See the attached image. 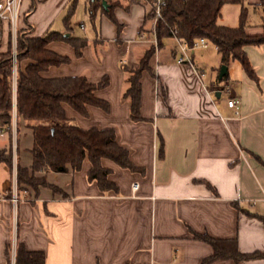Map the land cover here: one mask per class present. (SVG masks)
Returning a JSON list of instances; mask_svg holds the SVG:
<instances>
[{
	"label": "crops",
	"instance_id": "crops-1",
	"mask_svg": "<svg viewBox=\"0 0 264 264\" xmlns=\"http://www.w3.org/2000/svg\"><path fill=\"white\" fill-rule=\"evenodd\" d=\"M92 1L77 0L74 12L82 2L92 21ZM99 1L96 24L82 35L71 22L74 0H41L28 15L33 0H23L16 27L0 20V53L11 43L15 51L18 30L30 26L33 36L86 38L81 57L68 42L51 41L48 48L70 61L50 67L44 76L85 75L92 83L108 76L109 85L96 95L109 103V111L88 106V116H82L65 105L67 117L84 129L113 128L117 142L142 171L103 159L119 189L103 191L89 180L91 164L86 159L80 171L47 173L48 182L62 193L42 188L37 198L17 204L10 196L0 198V264H6L8 244L13 246L14 264L18 241L28 250L44 251L46 264H202L213 248L195 239V233L236 239L243 253L264 250V45L246 47L259 82L232 61L224 81L231 92L223 99L224 94L217 98L211 93L222 67L216 46L210 43L191 53L195 66L205 71L200 78L192 66L177 62L178 40L166 39L151 60L152 71L142 75V119L134 121L130 101L124 98L128 75L121 64L138 66L153 46L152 22H146L149 7L133 0H106V8ZM244 1L249 7L247 32L261 33L254 7L262 0ZM110 11L119 25L108 16ZM240 13L241 6L238 24ZM144 32L147 40L141 37ZM27 64L23 61L22 68ZM232 96L240 100V115L228 106ZM15 136L19 152L13 171L0 163V194L18 188L17 161L25 167L33 163L32 130L21 124ZM5 143L2 133L0 145ZM134 182L139 183L135 193ZM26 195L19 192L21 199ZM239 264H264V259Z\"/></svg>",
	"mask_w": 264,
	"mask_h": 264
},
{
	"label": "trees",
	"instance_id": "trees-1",
	"mask_svg": "<svg viewBox=\"0 0 264 264\" xmlns=\"http://www.w3.org/2000/svg\"><path fill=\"white\" fill-rule=\"evenodd\" d=\"M41 0H33L26 15L30 14ZM148 6V0H133ZM227 3L241 6L239 24L229 27L220 24L223 6ZM77 0L72 4L71 12L76 8ZM100 1H92L88 8L92 22L96 24V10ZM260 17L261 33L247 32L249 25V7L244 0H167L162 18L157 27L159 47L164 41L174 37L193 47L200 38L207 39L216 46L222 65L229 66L232 61H239L247 76L259 82V76L246 52L247 46L264 45V0L254 7ZM112 21L118 24L112 11L108 13ZM153 13L149 9L146 22H152ZM151 35V31L149 32ZM54 40L68 42L81 57L88 44L86 38L64 37L60 33L46 36H33L32 27L18 30L16 50L12 43L5 53H0V134L6 143L0 145V163L13 171L15 154L19 152L14 131L16 110V132L25 124L33 132V163L25 167L17 161L16 175L19 192H26L30 200L40 195L42 188H51L62 193L60 188L49 183L47 173H66L80 171L86 159L91 164L88 178L96 181L103 191H118V186L109 179L110 170L103 166L102 160L109 159L118 166L133 172L142 171L130 159L129 151L117 142L113 128L84 129L67 117L65 105H69L82 116H88V106L109 111L106 100L98 98L96 91L109 85L105 76L100 82L92 83L85 75L69 77H45L44 73L52 66H59L70 61L48 48ZM155 56V47H150L138 66L122 63L128 75L124 98L130 101L132 120L142 119V75L151 72V60ZM28 61L23 69L21 63ZM202 71V70H200ZM228 79L226 75L218 82ZM195 239L209 244L213 248L211 256L202 264H211L220 260H232L239 264L244 261L264 259V250L243 253L239 250L236 239H217L209 235L194 234ZM13 246L6 248V264H12ZM14 264H46L44 251L28 250L20 241L15 248Z\"/></svg>",
	"mask_w": 264,
	"mask_h": 264
},
{
	"label": "built area",
	"instance_id": "built-area-1",
	"mask_svg": "<svg viewBox=\"0 0 264 264\" xmlns=\"http://www.w3.org/2000/svg\"><path fill=\"white\" fill-rule=\"evenodd\" d=\"M23 0H0V20L3 21H9L13 25V27H16V24L19 20L20 16V8L22 5ZM148 7L153 13V20L151 25V34L152 38L149 40L153 46L155 47L156 54L159 50V43H158V37H157V27L159 20L162 18L163 10L165 6L167 5V0H148ZM143 39L147 38V33H142L141 36ZM174 38L178 40V56H177V62L180 64H188L194 68V70L197 72L198 76L200 78L205 76V71H200L195 64L192 61V52L197 48H206L209 46L210 42L205 38H200L197 40L193 47L188 46L186 43L182 42L176 32H174ZM216 92H221L222 94H230L231 92V86L226 82H219L215 87L212 88L211 93L215 96ZM216 97V96H215ZM228 106L230 108H233L236 115H240V100L235 98L234 96L230 97L228 99ZM14 131L16 135V114L14 116ZM16 139V136H15ZM16 147V144H15ZM139 189V183L134 182L132 184V190L133 192H137ZM10 196L12 201L17 204L21 200H25L27 198V195L24 199H21L19 196L18 188H15V191L10 192L6 191L4 194H0V198L4 199ZM15 255V253H14ZM15 258V256H14Z\"/></svg>",
	"mask_w": 264,
	"mask_h": 264
},
{
	"label": "rangeland",
	"instance_id": "rangeland-1",
	"mask_svg": "<svg viewBox=\"0 0 264 264\" xmlns=\"http://www.w3.org/2000/svg\"><path fill=\"white\" fill-rule=\"evenodd\" d=\"M148 7V6H147ZM239 10H240V6L237 4H232V3H227L223 6L222 9V16L220 18V23H223L225 25H232V26H236L238 25V15H239ZM251 19L253 20V14L251 16ZM71 22L74 25H77V28L82 31V35H83V31L86 29L87 31H89V29L92 28V21L90 20L89 16L87 15V13L85 12V5L84 3L80 2L77 6L76 11L74 12V14L72 15L71 18ZM84 23L86 28L82 27L81 24ZM150 23V22H149ZM210 48L212 49L213 47L210 45ZM201 48H197L195 50H199ZM197 52H201L200 50ZM210 59V58H209ZM212 61V58H211ZM236 64H240L239 61H235ZM207 68L211 71V67L207 66ZM227 94L223 95V99H226ZM21 142H20V154L23 153L22 151V131L20 132V136H19Z\"/></svg>",
	"mask_w": 264,
	"mask_h": 264
},
{
	"label": "water",
	"instance_id": "water-1",
	"mask_svg": "<svg viewBox=\"0 0 264 264\" xmlns=\"http://www.w3.org/2000/svg\"><path fill=\"white\" fill-rule=\"evenodd\" d=\"M103 6L107 8L108 3L106 0H103ZM226 75H228V66L227 65H222L219 73V79L222 80ZM215 96L217 98L221 97V92H216Z\"/></svg>",
	"mask_w": 264,
	"mask_h": 264
}]
</instances>
